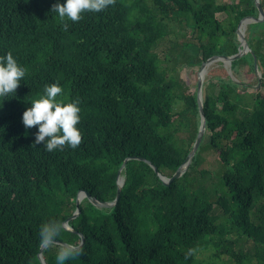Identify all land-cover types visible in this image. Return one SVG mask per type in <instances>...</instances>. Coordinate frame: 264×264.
Returning a JSON list of instances; mask_svg holds the SVG:
<instances>
[{"label":"trees","instance_id":"trees-1","mask_svg":"<svg viewBox=\"0 0 264 264\" xmlns=\"http://www.w3.org/2000/svg\"><path fill=\"white\" fill-rule=\"evenodd\" d=\"M66 2L0 0V56L10 51L27 69L16 94L0 99V264H42L40 226L65 223L82 191L114 202L134 157L117 205L85 199L70 221L76 233L61 232L65 243L85 237L83 254L65 264H264V22L246 35L261 79L251 53L233 62L234 78L210 68L207 132L184 176L168 186L147 163L172 178L201 127L198 89L169 70L238 54L237 30L259 17L256 1L116 0L64 31L51 9ZM53 83L63 89L57 99L80 100L75 150L34 145L39 126L22 122ZM205 146L219 172L198 169ZM58 251L45 249L47 264Z\"/></svg>","mask_w":264,"mask_h":264},{"label":"clouds","instance_id":"clouds-1","mask_svg":"<svg viewBox=\"0 0 264 264\" xmlns=\"http://www.w3.org/2000/svg\"><path fill=\"white\" fill-rule=\"evenodd\" d=\"M115 3L116 0H67L65 4H54L51 11L58 14L63 30L67 31V21L79 22L83 13H99ZM26 73L27 69L18 64L12 52L0 56V99L15 95ZM62 94L63 89L58 83L45 85L44 94L32 100L31 107L23 113L22 122L26 129L39 126L34 145L43 143L48 152L63 151L66 147L75 150L82 143V133L77 127L81 119L80 100L65 103L57 99ZM65 228V223L59 220H50L40 226L39 248L58 247L56 264H65L83 254L82 238L81 243L59 242L58 237ZM197 251L196 248L189 249L185 259L196 255Z\"/></svg>","mask_w":264,"mask_h":264},{"label":"water","instance_id":"water-1","mask_svg":"<svg viewBox=\"0 0 264 264\" xmlns=\"http://www.w3.org/2000/svg\"><path fill=\"white\" fill-rule=\"evenodd\" d=\"M258 10H259V17L258 18H246L244 20H242V22L239 25V28L237 30V37L239 42L241 43L240 48H239V53L236 55H232V56H215L210 58L207 62H205L200 69V73H199V79H198V104H199V109H200V113H201V127L199 130V134L198 137L196 139V142L194 144V147L188 157V160L186 161V163L181 166L178 171L175 173V175L172 178H168L166 176H164L163 174H161V172L159 171V169L152 164V162L147 161L145 159H143L144 161H147V163L149 165H151L153 167V169L156 171V173L158 174V176L161 178V180L166 184V185H170L174 180L179 179L181 177L184 176V174L187 172V170L189 169V167L191 166V164L194 161L195 156L197 155L204 139L206 136V132H207V118H206V114H205V105H204V87H205V81L207 78V75L209 73V69L216 63H223V65L229 70V74L231 77L234 78V74L232 71V66H233V62L249 53H251L254 56L255 59V68H256V72L259 76V78H262V73L259 70V63H258V58L256 57L254 51L250 48L248 41H247V28L250 24L252 23H260V22H264V9L263 6L261 4V0H255ZM132 159H141V158H128L126 159L125 163L123 164V167L121 168L120 172H119V177H118V185H119V189H118V196L117 199L114 202H101L98 199L90 196L87 192H80L78 195V200H77V207L78 210L76 211V213L69 218L66 222V229L76 233V231L74 229H72L70 227V221L77 218L80 213H81V204L83 202V200L85 199H89L91 201V203L100 208H107V207H114L117 205V203L120 200L121 194H122V190L123 187L125 185L126 182V178L122 176L123 172L126 169V165L127 162L132 160ZM82 245L85 241V237L82 236ZM60 243H65V242H61ZM44 251L45 249H41L40 253H39V259L42 262V264H47L46 260L44 258Z\"/></svg>","mask_w":264,"mask_h":264},{"label":"rangeland","instance_id":"rangeland-1","mask_svg":"<svg viewBox=\"0 0 264 264\" xmlns=\"http://www.w3.org/2000/svg\"><path fill=\"white\" fill-rule=\"evenodd\" d=\"M189 54L195 55V52L193 50H191V51H189ZM162 55H163V52H162ZM165 66L167 67V65H165ZM212 67L213 68H219V69L222 67L226 68L224 65L219 64V63L214 64ZM169 72H170V74H175L176 76H178L179 78H181L185 82H187L193 93L197 91L200 68H197V67L195 68L193 66H188L185 63H183V64L180 63L177 66V70L175 73H173L172 70H169ZM228 72H229V70H228ZM215 92L219 93V88H216ZM198 157H199V167H198L199 170L208 169L212 172H215V171L219 172L220 169H222L221 165H220V161L217 158V154L213 150L208 149L206 146ZM214 179H216V178L214 177Z\"/></svg>","mask_w":264,"mask_h":264}]
</instances>
